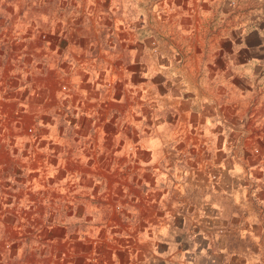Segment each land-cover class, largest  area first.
<instances>
[{"label":"crops","instance_id":"1","mask_svg":"<svg viewBox=\"0 0 264 264\" xmlns=\"http://www.w3.org/2000/svg\"><path fill=\"white\" fill-rule=\"evenodd\" d=\"M0 264H264V0H0Z\"/></svg>","mask_w":264,"mask_h":264},{"label":"rangeland","instance_id":"2","mask_svg":"<svg viewBox=\"0 0 264 264\" xmlns=\"http://www.w3.org/2000/svg\"><path fill=\"white\" fill-rule=\"evenodd\" d=\"M22 17H24V16H22ZM30 17H32V15H30ZM26 132L29 134L30 132L28 131V129L26 130ZM32 133V132H31Z\"/></svg>","mask_w":264,"mask_h":264},{"label":"built area","instance_id":"3","mask_svg":"<svg viewBox=\"0 0 264 264\" xmlns=\"http://www.w3.org/2000/svg\"><path fill=\"white\" fill-rule=\"evenodd\" d=\"M64 89H65V87H64ZM28 131H29V132H32V128H29Z\"/></svg>","mask_w":264,"mask_h":264}]
</instances>
